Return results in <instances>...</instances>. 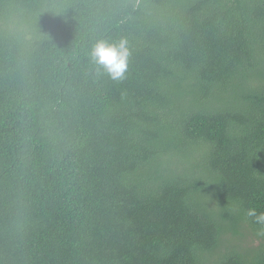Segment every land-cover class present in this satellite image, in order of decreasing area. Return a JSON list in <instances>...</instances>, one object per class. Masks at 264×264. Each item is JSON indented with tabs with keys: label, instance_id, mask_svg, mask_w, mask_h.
Wrapping results in <instances>:
<instances>
[{
	"label": "trees",
	"instance_id": "16d2710c",
	"mask_svg": "<svg viewBox=\"0 0 264 264\" xmlns=\"http://www.w3.org/2000/svg\"><path fill=\"white\" fill-rule=\"evenodd\" d=\"M253 208L264 0H0V264H264Z\"/></svg>",
	"mask_w": 264,
	"mask_h": 264
},
{
	"label": "clouds",
	"instance_id": "9594fccd",
	"mask_svg": "<svg viewBox=\"0 0 264 264\" xmlns=\"http://www.w3.org/2000/svg\"><path fill=\"white\" fill-rule=\"evenodd\" d=\"M129 55L130 52L126 40L111 44L106 41H99L92 51L94 62L100 65L113 79L123 77L128 66ZM247 215L253 218L254 222L264 229V212L258 213L253 208L247 211ZM259 235H264V230Z\"/></svg>",
	"mask_w": 264,
	"mask_h": 264
}]
</instances>
